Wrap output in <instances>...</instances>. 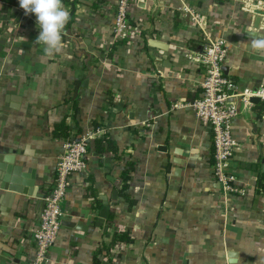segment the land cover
I'll return each instance as SVG.
<instances>
[{
    "label": "crops",
    "instance_id": "obj_1",
    "mask_svg": "<svg viewBox=\"0 0 264 264\" xmlns=\"http://www.w3.org/2000/svg\"><path fill=\"white\" fill-rule=\"evenodd\" d=\"M69 2L75 11L64 30L66 47L49 57L35 43V14L20 6L5 11L0 0V42L6 40L0 158L12 156L18 174L9 177L23 190L0 192V264L33 258V232L63 143L54 131L63 123L77 139L95 134L87 142L86 174L70 177L50 264H93L118 229L134 242L119 245L120 258L103 264H260L264 106H241L235 132L241 146L230 171L246 192L225 194L213 177V136L189 106L201 96L204 69L186 55L207 37L222 38L229 50L226 75L238 89L264 86V55L248 46L253 36H264V0H133L132 34L123 41L112 37L117 0ZM105 134L122 159L95 152ZM128 160L137 163L128 182L127 193L137 200L130 210L117 194ZM106 207L116 215L114 227L107 228L106 219L99 226Z\"/></svg>",
    "mask_w": 264,
    "mask_h": 264
},
{
    "label": "built area",
    "instance_id": "obj_2",
    "mask_svg": "<svg viewBox=\"0 0 264 264\" xmlns=\"http://www.w3.org/2000/svg\"><path fill=\"white\" fill-rule=\"evenodd\" d=\"M133 0H117L112 9L111 30L114 41L128 40L132 34L129 6ZM188 12L187 9H184ZM199 49L189 51L186 57L204 69L201 83V96L190 103L201 124L213 136L214 163L213 177L225 194H245L239 186L241 181L233 174L231 161L241 144L235 137L236 126L241 116V106L252 107V98L264 103V86L238 89L237 84L224 72L229 50L224 39H212L199 44ZM264 118V115H263ZM100 129L97 133H101ZM88 133L81 138L69 136L63 140L59 153L56 175L44 197V206L39 223L33 232L34 255L30 264H50L49 250L54 245L61 230L62 217L65 215V198L73 175H85L88 168ZM243 184V182H242Z\"/></svg>",
    "mask_w": 264,
    "mask_h": 264
},
{
    "label": "trees",
    "instance_id": "obj_3",
    "mask_svg": "<svg viewBox=\"0 0 264 264\" xmlns=\"http://www.w3.org/2000/svg\"><path fill=\"white\" fill-rule=\"evenodd\" d=\"M4 4V10L5 11H9L12 10L13 7H19V0H1ZM63 3H65L68 8L69 11L72 13V19L74 17V4H72L71 2H69V0H63ZM12 16H15V13H12ZM70 21V22H71ZM263 105H258L257 108L259 110H262L264 103H262ZM74 109H75V116L76 117L78 115L79 112V107L78 105H74ZM82 133V130H79ZM54 136L57 139L60 140H64L67 137H69L70 134V128L69 126H67L65 123L58 125L55 127V131H54ZM105 134L103 138L99 139L96 141L95 144V152L97 154H106V153H111L113 155L116 156L117 159H122V157L124 156L123 153H120V150L118 148V146L115 143V140L110 136ZM213 157H214V153H213ZM213 163H214V158H213ZM137 163L133 160H128L126 162V165L122 171V186L117 190V194L118 197L123 198L125 200V202L128 205V209L130 210L133 206H135L137 204V200L134 198H131V196L127 193V190L129 189V185L128 182L130 180V175L131 173L135 170ZM259 186L260 189L264 192V178L260 180L259 182ZM93 198L95 200V204H97L98 207H101V200L98 199L95 195H93ZM115 218L116 215L114 212L109 211L107 218H106V224H107V228L110 227H114L115 223ZM134 239L132 238V236L130 235L129 231H124L121 229H118L112 237L111 242L109 243H104L102 245H100V247L98 248V250L96 251V254L94 256L93 259V264H103V259L107 258L109 260H116L118 258H120V253L118 251H115L116 248L124 243H133Z\"/></svg>",
    "mask_w": 264,
    "mask_h": 264
},
{
    "label": "clouds",
    "instance_id": "obj_4",
    "mask_svg": "<svg viewBox=\"0 0 264 264\" xmlns=\"http://www.w3.org/2000/svg\"><path fill=\"white\" fill-rule=\"evenodd\" d=\"M19 5L25 14H35L40 29L35 43L43 46L44 54L49 57L61 54L66 47L64 30L72 19L63 0H19ZM248 46L264 55V36H253Z\"/></svg>",
    "mask_w": 264,
    "mask_h": 264
},
{
    "label": "water",
    "instance_id": "obj_5",
    "mask_svg": "<svg viewBox=\"0 0 264 264\" xmlns=\"http://www.w3.org/2000/svg\"><path fill=\"white\" fill-rule=\"evenodd\" d=\"M5 42H6V40H2L0 42V52H2V49H3V46L5 45ZM2 61H3V59L0 57V66H1ZM224 72L226 74L225 68H224ZM251 102L254 105H257L261 101L259 98H252ZM5 158H6L5 161H4V159L0 158V161H2L0 163V192H9L11 194L12 193L21 194L23 190L20 187L16 186V184H18L19 181L16 180L15 178H10V177H12L13 174L14 175L18 174L16 172L17 168H15V171H14V169L10 167L11 165H14V162L12 161L13 158H12V156L11 157H5ZM9 175H10V177H9ZM1 196H2V194L0 193V197ZM40 197L42 198V196H40ZM108 212H109V210L107 207L102 209V211L100 212V218H99L100 225L99 226H101L104 223L105 219L107 218ZM230 257L234 258V257H236V255L232 254V255H230ZM106 264H108V263H106Z\"/></svg>",
    "mask_w": 264,
    "mask_h": 264
}]
</instances>
